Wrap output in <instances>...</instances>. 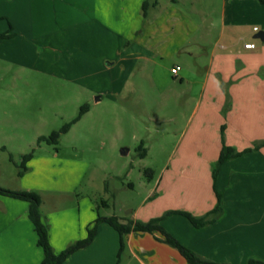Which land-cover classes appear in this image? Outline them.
Returning <instances> with one entry per match:
<instances>
[{
	"label": "crops",
	"instance_id": "crops-1",
	"mask_svg": "<svg viewBox=\"0 0 264 264\" xmlns=\"http://www.w3.org/2000/svg\"><path fill=\"white\" fill-rule=\"evenodd\" d=\"M152 1L154 4L143 14V0H0V24H7L5 29L0 26V32L12 33L0 44L13 45L18 38L31 42L41 54L46 52V62L54 68L66 66L65 71H77V75L64 76L85 88V77L91 79L118 61L119 23L127 25L133 38L129 56L145 63L144 69L149 64L156 67L157 58L164 55L195 54V47L201 45L196 41L191 46L185 44L189 39L186 35L191 37L198 30L193 15H214L216 42L224 38L227 44L214 45L206 65L194 61L196 70L185 69L180 62L170 63L169 68L181 66L173 77L191 85L195 104L176 144L175 157L124 218L145 222L169 210L194 216L212 210L216 204L212 166L222 147L224 125L225 144L238 151L251 150L225 161L220 168L215 187L222 194V214L202 227L193 226L179 213L165 217L161 224L182 245L204 258L228 264L264 261V145L254 148L264 140V41L257 45L250 40L264 31V4L258 0H188L189 9L173 15L178 34L168 26L166 31L152 34L150 9L160 5L158 0ZM158 18L154 15L153 19ZM207 30H211L210 25ZM135 35L141 38V46H132ZM152 40L167 48H155ZM171 42L173 49L168 51ZM248 42L255 47L245 48ZM6 55L9 53L4 52ZM21 201L26 202L0 195V264H40L43 258L27 216L28 203ZM42 206L43 200V213ZM95 211L86 213L71 241L84 237L98 216ZM44 220L51 221L46 215ZM115 234L111 226L100 222L93 241L63 264H189L177 249L158 239V232L126 233L125 257L118 259L119 236ZM108 245L112 252L106 250Z\"/></svg>",
	"mask_w": 264,
	"mask_h": 264
},
{
	"label": "rangeland",
	"instance_id": "rangeland-1",
	"mask_svg": "<svg viewBox=\"0 0 264 264\" xmlns=\"http://www.w3.org/2000/svg\"><path fill=\"white\" fill-rule=\"evenodd\" d=\"M158 1L160 5L150 9L152 34L166 31L167 26L178 34L173 15L189 9L188 0ZM154 15L159 16L157 21ZM193 20L198 30L191 37L186 35L185 44L198 42L201 47H195V54L164 55L157 58L156 67L149 64L144 69L145 63L129 56L133 38L127 25L119 23L118 61L91 79L85 77V88L64 76L77 75V71H65L66 66L54 68L46 62V52L41 54L31 42L18 38L13 45L0 44V184L41 196L43 220L44 215L51 219L44 222L55 252L74 242L70 236L78 232L89 210L100 216L128 217L175 157L195 100L191 85L169 72L170 63L180 62L185 69L196 70L194 61L206 65L213 46L227 44L224 38L216 42L214 15L200 13L193 15ZM0 26L5 29L7 24ZM134 39L132 46L138 47L142 40L137 35ZM250 40L261 44L259 38ZM151 43L157 45V41ZM171 44L168 51L173 49ZM155 48L163 51L167 47L159 44ZM4 52L9 55L4 57ZM84 104L88 110L60 135L58 143H37L39 136H48L73 120ZM31 150L32 160L20 177L15 163ZM106 250L110 252L109 245Z\"/></svg>",
	"mask_w": 264,
	"mask_h": 264
},
{
	"label": "trees",
	"instance_id": "trees-1",
	"mask_svg": "<svg viewBox=\"0 0 264 264\" xmlns=\"http://www.w3.org/2000/svg\"><path fill=\"white\" fill-rule=\"evenodd\" d=\"M259 3L264 4V0H258ZM154 4L152 0H143L142 2V12L143 14L146 13L147 9ZM12 36L10 32H0V41L2 39H6ZM88 110V105L84 104L80 107L78 115L71 120L70 122L65 123L59 130L52 131L48 136L41 135L37 138V143L46 142L49 144H56L58 143L59 137L62 133H65L70 128L71 124L79 120L81 115ZM224 125L221 127V138H222V147L220 149L219 155L217 160L214 162L212 166V181H213V189L216 195V204L212 210L205 213L201 216H194L185 211H177V210H169L164 212L161 216L151 218L148 221H132L125 218H119L115 215L111 216H100L98 215L92 224L86 229V236L82 239L76 240L66 248L59 252H55L50 244L49 241V234H48V226L43 220L42 211H41V204L42 199L40 195L33 191H22V190H9L0 186V195L9 196L12 198L24 200L28 203L27 208V216L30 222L32 223L33 229L36 233V243L42 249L43 258L40 264H63L70 255L74 252L88 246L94 239L97 233V226L100 222H105L109 226H111L119 236V251H118V259L120 258L121 253L124 250L125 243H124V235L131 231H143V232H158L161 237L158 239L163 241L164 243L170 245L171 247L178 250V252L184 257V259L189 264H228L224 262H216L207 258H204L191 250L190 248L182 245L175 237H173L165 228L162 226L161 221L173 214L179 213L184 215L188 218V220L192 223L195 227H202L205 226L215 219H217L223 211L222 207V194L219 192L216 187V179L222 164L227 160H232L242 156L244 153L250 151V148H246L242 151L236 150L233 146L227 145L224 142ZM264 145V140L256 143L254 148H258ZM1 149H5V147H1ZM145 152L141 155H144ZM33 157V150L29 151L28 153L22 155L21 161L19 163H15L16 167L18 168L17 174L18 176H22L24 172L27 170V163ZM10 160L12 156H9ZM247 264H264V261L257 260V259H250Z\"/></svg>",
	"mask_w": 264,
	"mask_h": 264
},
{
	"label": "built area",
	"instance_id": "built-area-1",
	"mask_svg": "<svg viewBox=\"0 0 264 264\" xmlns=\"http://www.w3.org/2000/svg\"><path fill=\"white\" fill-rule=\"evenodd\" d=\"M254 31H257V28L254 27L253 28ZM244 47L245 48H254L255 47V44L253 42H248V43H245L244 44ZM181 69V66L180 65H174L170 68V72L173 76H177L179 71Z\"/></svg>",
	"mask_w": 264,
	"mask_h": 264
},
{
	"label": "water",
	"instance_id": "water-1",
	"mask_svg": "<svg viewBox=\"0 0 264 264\" xmlns=\"http://www.w3.org/2000/svg\"><path fill=\"white\" fill-rule=\"evenodd\" d=\"M254 38H259L261 41H264V31H259L254 35ZM126 153V151L124 152Z\"/></svg>",
	"mask_w": 264,
	"mask_h": 264
}]
</instances>
